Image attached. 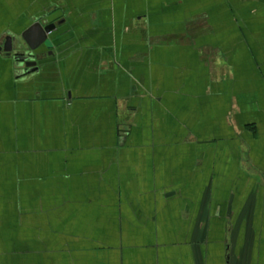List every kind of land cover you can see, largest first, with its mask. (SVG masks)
<instances>
[{"label": "crops", "instance_id": "obj_1", "mask_svg": "<svg viewBox=\"0 0 264 264\" xmlns=\"http://www.w3.org/2000/svg\"><path fill=\"white\" fill-rule=\"evenodd\" d=\"M0 264H264V0H0ZM23 73V74H22Z\"/></svg>", "mask_w": 264, "mask_h": 264}, {"label": "water", "instance_id": "obj_2", "mask_svg": "<svg viewBox=\"0 0 264 264\" xmlns=\"http://www.w3.org/2000/svg\"><path fill=\"white\" fill-rule=\"evenodd\" d=\"M55 28V24L44 25L37 22L20 37L8 35L0 51L14 54L20 67H25L29 73L34 72L37 70L36 51L41 44L48 41V35Z\"/></svg>", "mask_w": 264, "mask_h": 264}]
</instances>
